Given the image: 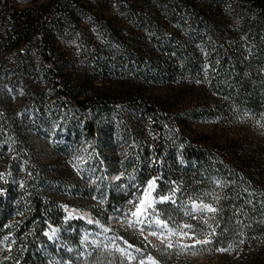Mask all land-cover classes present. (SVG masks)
<instances>
[{
    "label": "trees",
    "instance_id": "1",
    "mask_svg": "<svg viewBox=\"0 0 264 264\" xmlns=\"http://www.w3.org/2000/svg\"><path fill=\"white\" fill-rule=\"evenodd\" d=\"M108 1L0 0V95L9 83L22 87L30 100H55L79 117L91 137L106 120L120 117L129 122L125 111L136 113L137 120L128 124L131 155L124 162L126 174L134 167L142 186L155 178L158 196L175 197L177 206L172 202L161 205L166 214L181 211V219L183 208L194 200L216 207L214 212L191 215L209 219L215 226L212 241L199 246L207 253L208 264H215L217 255L227 264H264V75L256 71L257 49L253 48L250 60H244L233 45L220 46L218 57L224 67L213 76L211 86L199 93L198 102L185 109L175 110L169 104L146 99L140 95V87L130 88L120 97L89 94L80 90L89 82L88 69L77 66V59L66 57L60 42L76 32L88 4L99 6ZM115 2L134 15L135 25L150 29L165 17L183 13L219 42L222 37L233 39L237 32L252 40L264 37V0ZM226 4L233 7V19L245 13L246 23L222 21L217 14ZM102 28L108 34L113 25ZM154 43L163 51L170 46L157 38ZM177 49L183 53L180 43ZM182 60L188 70L194 66L190 57ZM150 61L165 70L158 72L175 76L178 65L169 55L162 52ZM130 63L132 68L140 66L139 71H128L134 86L159 77L156 71H147L148 63L143 59L132 58ZM244 64L249 69L242 71ZM240 114L241 120L232 121ZM204 117L229 119L241 129L234 133L219 129L198 132L191 122ZM48 177L61 181L62 170L38 157L22 121L4 112L0 99V238L17 234V243L0 264H48L39 247L45 240L43 231L49 221L58 223L63 214L55 194L43 191ZM20 182L25 188H20ZM135 191L131 188L127 196ZM20 197L28 211L24 217L15 212ZM120 198L110 196L106 216ZM206 229L198 225V231ZM120 232L136 242L124 230ZM157 256L165 264L170 262L163 255Z\"/></svg>",
    "mask_w": 264,
    "mask_h": 264
},
{
    "label": "rangeland",
    "instance_id": "2",
    "mask_svg": "<svg viewBox=\"0 0 264 264\" xmlns=\"http://www.w3.org/2000/svg\"><path fill=\"white\" fill-rule=\"evenodd\" d=\"M232 9V5L226 4L217 15L230 25L246 23V14L233 19ZM82 15L79 27L74 28L76 32L67 35L60 44L66 57L77 59V66L88 69L85 72L90 74L89 82L80 90L89 94L103 92L120 97L122 92L140 87V95L146 99L161 105L169 104L175 110L185 109L198 102L199 93L211 86L213 76L224 67L218 57V48L228 45H233L244 60H250L251 52L256 48V71L264 75L263 36L252 40L246 34L237 32L233 39L222 37L219 42L205 28L194 26L193 20L183 13L165 17L150 29L135 25L134 15L123 10V6L115 0L99 6L92 2ZM109 24L113 25V29L105 34L102 26ZM154 38L170 46L164 47L163 51L155 45ZM179 43L183 47L181 54L177 49ZM162 52L178 65L173 77L158 72L165 70H160L158 64L150 61L152 57H161ZM184 57H190L194 63L190 71L185 68ZM132 58L145 60L147 71H156L159 77L154 81L145 80L138 86L131 84L128 71L140 70L138 64L132 68ZM244 67L242 71L249 69L245 64ZM84 95L81 94V97ZM0 97L3 111L22 121L38 157L62 170L61 181L48 177L43 187L44 193L55 194L63 210L60 221H49L43 231L45 240L39 247L48 264H165L158 254L170 261L167 264H208L207 253L199 248L205 244H197L196 241H212L213 222L191 216L195 213L190 207L191 201L183 208L181 219V211L166 214L161 205L172 202L177 206L175 197L158 196L155 178L142 186L134 167L126 174L124 162L131 155L128 124L137 120L136 113L125 111L129 122L120 117L106 120L99 133L91 137L79 117L55 100H30L22 87H13L9 83L5 84ZM241 117L240 114L232 121L241 120ZM232 121L204 117L192 120L191 124L202 133L215 129L222 133L239 131L241 128L234 126L236 122ZM117 173L123 174L124 178L115 183L112 176ZM19 185L25 188L23 182ZM131 188L136 191L127 196ZM112 194L121 198L106 216L105 205ZM163 197L169 199L164 200ZM21 201L20 197L15 212L24 217L28 211L22 207ZM141 201L144 203L141 204ZM143 205H147L146 211L141 216H134L137 208ZM211 205L215 211L216 207ZM157 219L168 226L158 229L154 223L149 225L150 220ZM198 225L206 226L208 230L198 231ZM121 230L136 242L124 236ZM153 231L157 235H151ZM182 232L187 235H181ZM16 243L15 232L0 238V261L9 255ZM169 243L171 248L167 247ZM214 263L227 264L220 255L214 258Z\"/></svg>",
    "mask_w": 264,
    "mask_h": 264
},
{
    "label": "snow or ice",
    "instance_id": "3",
    "mask_svg": "<svg viewBox=\"0 0 264 264\" xmlns=\"http://www.w3.org/2000/svg\"><path fill=\"white\" fill-rule=\"evenodd\" d=\"M152 187V183L150 182V184H149V188H151ZM162 199H164V200H167V199H169L168 197H163ZM144 202L143 201H141V204H143ZM148 207H151V204L149 203L148 204ZM207 210V211H214V209L210 206V205H202V206H199V205H193V211H200V212H203L204 210ZM145 211H146V209H145ZM140 212V209L139 208H137V212H134L133 213V215L134 216H136V215H138V213ZM152 223H154L156 226H157V228L159 229V228H164V227H166V223L165 222H162L161 220H159V219H157V220H155V221H149V225H151ZM184 227H190L189 225H185ZM151 235H157V232L156 231H153V232H151L150 233ZM181 235H187V233H181ZM210 241H208V240H204V241H196V243L197 244H200V243H204V244H207V243H209ZM167 247H169V248H171L172 247V244L171 243H169L168 245H167ZM220 251H225L224 249H220Z\"/></svg>",
    "mask_w": 264,
    "mask_h": 264
},
{
    "label": "bare ground",
    "instance_id": "4",
    "mask_svg": "<svg viewBox=\"0 0 264 264\" xmlns=\"http://www.w3.org/2000/svg\"><path fill=\"white\" fill-rule=\"evenodd\" d=\"M114 177H115V179L113 180V182L117 183L118 181H115V180H118V176L115 175ZM147 203H150V202H147ZM193 205H199V206H202V205H210L213 208V206L210 203L203 202V201H197V200H195V202L193 203ZM145 209H147V205H143L140 208V212L138 213V215L141 216L143 214V211ZM204 211H207V210L205 209ZM166 226H168V225H166ZM169 230H170V228H169Z\"/></svg>",
    "mask_w": 264,
    "mask_h": 264
},
{
    "label": "water",
    "instance_id": "5",
    "mask_svg": "<svg viewBox=\"0 0 264 264\" xmlns=\"http://www.w3.org/2000/svg\"><path fill=\"white\" fill-rule=\"evenodd\" d=\"M197 201H199V200H197ZM194 202H195V200L190 202V207H191L192 211H193V203ZM193 212H195V213H201L200 211H193ZM203 212H206V211H203Z\"/></svg>",
    "mask_w": 264,
    "mask_h": 264
}]
</instances>
